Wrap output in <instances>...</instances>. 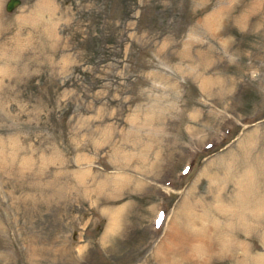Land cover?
<instances>
[{"label":"rangeland","instance_id":"rangeland-1","mask_svg":"<svg viewBox=\"0 0 264 264\" xmlns=\"http://www.w3.org/2000/svg\"><path fill=\"white\" fill-rule=\"evenodd\" d=\"M4 2L0 264H264V0Z\"/></svg>","mask_w":264,"mask_h":264},{"label":"water","instance_id":"water-1","mask_svg":"<svg viewBox=\"0 0 264 264\" xmlns=\"http://www.w3.org/2000/svg\"><path fill=\"white\" fill-rule=\"evenodd\" d=\"M19 3H20V0H6L5 3H4V9L6 11H11Z\"/></svg>","mask_w":264,"mask_h":264},{"label":"bare ground","instance_id":"bare-ground-1","mask_svg":"<svg viewBox=\"0 0 264 264\" xmlns=\"http://www.w3.org/2000/svg\"><path fill=\"white\" fill-rule=\"evenodd\" d=\"M113 220H114V219H113ZM110 226H111V225H109V227H110ZM108 229H109V228H108ZM108 229H107V230H108ZM110 229H111V228H110ZM105 232H107V231L105 230ZM104 234H105V233H104ZM103 237H104V235H103ZM169 245H170V243H169ZM171 247H172V246H171ZM168 248H169V247H168Z\"/></svg>","mask_w":264,"mask_h":264},{"label":"snow or ice","instance_id":"snow-or-ice-1","mask_svg":"<svg viewBox=\"0 0 264 264\" xmlns=\"http://www.w3.org/2000/svg\"><path fill=\"white\" fill-rule=\"evenodd\" d=\"M157 226H159V221L157 222Z\"/></svg>","mask_w":264,"mask_h":264}]
</instances>
